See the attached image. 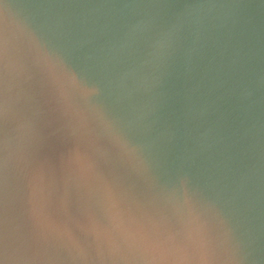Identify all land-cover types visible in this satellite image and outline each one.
I'll list each match as a JSON object with an SVG mask.
<instances>
[{
  "label": "water",
  "instance_id": "water-1",
  "mask_svg": "<svg viewBox=\"0 0 264 264\" xmlns=\"http://www.w3.org/2000/svg\"><path fill=\"white\" fill-rule=\"evenodd\" d=\"M0 264H264V0H0Z\"/></svg>",
  "mask_w": 264,
  "mask_h": 264
}]
</instances>
